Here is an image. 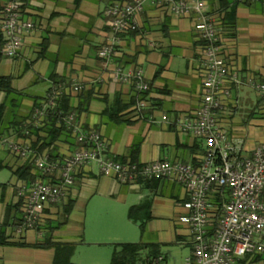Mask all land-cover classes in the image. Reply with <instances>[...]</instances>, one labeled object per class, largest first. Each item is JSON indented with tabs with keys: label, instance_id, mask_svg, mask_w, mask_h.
<instances>
[{
	"label": "crops",
	"instance_id": "crops-1",
	"mask_svg": "<svg viewBox=\"0 0 264 264\" xmlns=\"http://www.w3.org/2000/svg\"><path fill=\"white\" fill-rule=\"evenodd\" d=\"M122 1L126 0H23L34 29L16 58L0 61V72H4L0 77L11 76L12 88L22 94L16 119L7 111L1 126L0 164L12 177L11 171L32 159L12 157L2 141L15 138L14 123H29L34 110L56 86L66 90L63 96L74 85L81 87V98L71 95L70 105H79L76 114L83 130H95L106 142L108 159H134L136 164H199L204 144L179 129L185 118H194L201 104L202 51L194 16L174 17L146 4L135 19L136 29L114 36L104 11L113 2ZM205 1L209 14L222 16L219 37L223 55L239 81L238 86H231L232 97L217 114V123L229 136L242 138L244 154L250 155L264 143L262 104L248 84L249 80L264 84V3ZM109 43L115 55L105 62L98 54ZM117 69L124 75L138 69L149 86L141 119L134 112L136 93L131 85L114 78ZM3 99L0 94V104ZM241 111L243 118L237 115ZM109 114H117L119 121H111ZM162 116L166 121H161ZM55 147L63 159L76 145L64 135ZM19 182L25 181L13 177L0 184V225L7 207L18 206L16 213H10L9 224L14 218L16 222L22 218L21 201L16 198ZM187 200L185 190L170 181L120 184L100 175L93 166L85 168L76 176L65 200L44 211L41 228L21 236L14 234L15 227L5 229L9 242L20 241L30 247L0 245V264H53L52 249L31 247L48 238L74 245L72 264H80L74 259L83 247L111 249L112 254L113 245L120 244L156 245L160 262L174 259L177 251H187L185 261L192 256L189 227L183 222L189 215ZM146 202L150 218L140 233L138 223L127 215L131 207ZM139 218L142 220L143 215ZM147 252H141L142 259ZM237 264H264V256H246Z\"/></svg>",
	"mask_w": 264,
	"mask_h": 264
},
{
	"label": "built area",
	"instance_id": "built-area-1",
	"mask_svg": "<svg viewBox=\"0 0 264 264\" xmlns=\"http://www.w3.org/2000/svg\"><path fill=\"white\" fill-rule=\"evenodd\" d=\"M146 4L178 18L194 16V29L202 51L201 104L194 118H185L179 129L204 144L205 153L199 164L191 166L166 161L132 164L108 159L107 144L95 130L84 131L74 113L58 112L55 114L57 126L63 127L77 146L62 160L52 161L46 154H37L28 141L22 139L2 141L12 157L22 161L31 157L36 171L44 177L18 183L16 198L21 201L22 218L14 234L21 236L41 228L44 211L61 204L79 172L93 166L100 175L120 184L165 180L185 190L188 198L185 207L189 215L183 222L189 227L192 256L184 264H237L246 256H264V143L250 155L244 154V140L229 136L217 123V114L232 97L231 86L239 85L222 51L219 37L222 16L209 14L205 0L191 3L183 0L113 2L104 11L112 34L120 36L135 30V19ZM0 6L1 54L12 60L18 56L24 39L32 33L34 26L26 15L23 0H1ZM98 55L108 62L115 55L113 44L104 45ZM113 76L117 81L131 85L138 96L149 90L138 69L127 75L117 69ZM248 84L260 99L264 115V84L252 80ZM64 92L66 90L60 86L51 89L34 110L32 120L23 125L24 138L29 136L28 127L42 126ZM80 92L81 87L74 85L69 93L76 96ZM146 105L145 100H137L134 112L138 119ZM153 120V117L149 118L150 122ZM161 121H166V117L162 116ZM217 193L223 200L219 210L210 204V199ZM160 261L159 258L155 262Z\"/></svg>",
	"mask_w": 264,
	"mask_h": 264
},
{
	"label": "trees",
	"instance_id": "trees-1",
	"mask_svg": "<svg viewBox=\"0 0 264 264\" xmlns=\"http://www.w3.org/2000/svg\"><path fill=\"white\" fill-rule=\"evenodd\" d=\"M261 1L264 3V0ZM0 11H1V6H0ZM2 46H3V38L0 32V61L4 59V57L1 54ZM0 94L4 95V99L0 104V137H1L3 133L1 132L2 129L1 126L4 119V115L8 111V113H10L11 118L13 117L16 119L17 112L20 107L22 94L16 92L12 88L11 76L0 77ZM63 95L64 94H62V96L57 100L56 107L49 112L47 118L42 122L41 127L37 129L33 127L27 128L29 131L28 137L24 138L23 136V131H24L23 125L26 122L14 123V131L16 133L15 139L16 140L22 139L28 141L31 149L39 155H42L44 152L46 153L48 152V154L46 153L45 154L48 155L49 159L52 161L62 160V158H59V156L56 153L55 146L57 142H59L64 135H67L69 138L71 137V135L63 127L57 126V118L55 117V114L58 112H61L63 114H70V113L76 114V112L79 110V105L77 106V108H73L70 105V97H71L70 93H67V96H63ZM81 96H82V92L76 95V98L80 99ZM145 96L146 93L140 96L136 94L133 105L135 106L138 99L144 100ZM109 115H110V120L113 122H117L120 119L118 118L117 114H112V115L109 114ZM133 160L134 159H131L130 163L136 164L134 163ZM0 168H1V164H0ZM11 172L13 177H15L19 181L32 182L44 178L42 175H40L39 172L36 171L33 162L25 163L22 167L17 168L16 170ZM138 182H144L146 184H149L155 181L139 180ZM222 202L223 200L221 199V195L219 193L215 194L210 199V204L212 205L213 208H216L217 210L221 208ZM70 208H71V204H69L65 208L64 212L66 215L68 214ZM17 211H18V206L7 207L6 218L4 222L0 225V245L30 247L20 241L9 242L8 238L5 236V229L7 227H16L19 224V221L16 222V219L14 217H13L14 219H12L13 222L9 224L10 213L11 212L16 213ZM140 215H143L142 220H140L139 218ZM127 216L131 222L138 223L140 233H142L144 230L145 222L150 218L149 203L146 202L140 206L131 207L128 210ZM56 228H58V226ZM53 230L54 229L52 228L50 231ZM31 247L52 249L54 251L53 264H72L71 257L74 251L73 244L55 243L51 241V238H48L44 241L43 244L35 245ZM113 247L114 249L111 254L110 264H154V262L160 258L158 252V246L156 245L120 244V245H113ZM144 250H147L148 252L147 255H145L144 259H142L141 252Z\"/></svg>",
	"mask_w": 264,
	"mask_h": 264
},
{
	"label": "rangeland",
	"instance_id": "rangeland-1",
	"mask_svg": "<svg viewBox=\"0 0 264 264\" xmlns=\"http://www.w3.org/2000/svg\"><path fill=\"white\" fill-rule=\"evenodd\" d=\"M4 64V63H3ZM2 66V62H0V68ZM4 74V72H0ZM6 73V72H5ZM8 73V72H7ZM244 111L238 112V117H244ZM3 156L0 155V159ZM7 157L4 156V159ZM13 177L11 173L6 168H0V184H5L9 181H12ZM80 252V253H79ZM79 255L75 257L74 261L80 264H110L111 260V249H99L96 246L83 247L78 251ZM187 251H177L174 255V259L164 260L163 262H159L157 264H184V255Z\"/></svg>",
	"mask_w": 264,
	"mask_h": 264
}]
</instances>
